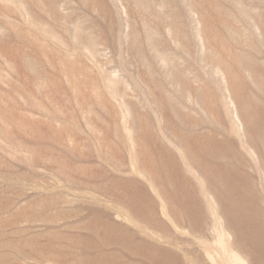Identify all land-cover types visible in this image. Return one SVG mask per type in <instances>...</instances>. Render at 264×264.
<instances>
[{"label":"rangeland","instance_id":"1","mask_svg":"<svg viewBox=\"0 0 264 264\" xmlns=\"http://www.w3.org/2000/svg\"><path fill=\"white\" fill-rule=\"evenodd\" d=\"M263 176L264 0H0V264H250Z\"/></svg>","mask_w":264,"mask_h":264},{"label":"bare ground","instance_id":"2","mask_svg":"<svg viewBox=\"0 0 264 264\" xmlns=\"http://www.w3.org/2000/svg\"><path fill=\"white\" fill-rule=\"evenodd\" d=\"M251 98V97H250ZM251 104V103H250ZM243 105V104H242ZM251 109V108H250ZM262 111V110H261ZM252 116V115H251ZM254 117V116H253ZM243 120V119H242ZM244 124V123H243ZM249 124V122H248ZM251 124V123H250ZM243 129V128H242ZM253 129V128H252ZM253 141V140H252ZM223 142V141H222ZM204 143V142H203ZM212 144V143H211ZM237 144V143H236ZM253 147V146H252ZM201 149V148H200ZM220 149V148H219ZM252 150V149H251ZM254 151V150H253ZM252 151V152H253ZM231 153V152H230ZM255 154V153H254ZM201 155V154H200ZM222 158V157H221ZM227 158V157H225ZM224 158V160H225ZM219 159V158H218ZM228 159V158H227ZM214 160V159H213ZM230 164V163H229ZM233 166V165H232ZM261 166V165H260ZM204 170V169H203ZM244 172V171H243ZM212 174V173H211ZM213 175V174H212ZM203 177V176H202ZM215 177V175H214ZM264 177V176H263ZM213 178V177H212ZM217 178V177H216ZM207 180V179H206ZM217 180V179H216ZM208 181V180H207ZM236 181V180H235ZM209 182V181H208ZM221 182V181H219ZM220 184V183H219ZM221 186V185H220ZM237 187V186H236ZM224 188V185H223ZM178 189V188H177ZM222 189V186H221ZM242 189V188H241ZM228 192L229 190H224ZM243 191V190H242ZM205 195V194H204ZM254 196V195H253ZM231 197V196H230ZM183 198V197H182ZM233 199V198H232ZM256 201V200H255ZM234 202V201H232ZM241 199L237 200L236 203H226L225 214L227 215V219L229 220V224L236 227V230L240 231L243 238L244 246L247 249H251L253 251V256L249 259L250 264H264V225L261 221L256 220L255 218L243 219L242 218V208ZM253 202H251L252 204ZM236 204V205H235ZM245 207V206H244ZM257 207V206H256ZM222 208V207H221ZM247 211V210H246ZM194 214V213H193ZM247 214V213H246ZM200 214H197V218ZM196 218L195 215L189 217V219ZM262 219V218H261ZM199 220L195 219V222L192 223V227L199 228L198 225ZM228 223V222H226ZM106 228V227H105ZM109 229V228H108ZM106 233V231H104ZM108 232V231H107ZM104 233V234H105ZM235 234V233H234ZM203 235V234H202ZM127 234H121L115 236L113 238L120 246L126 249V254L130 259H133L132 255L138 252V249L141 250V247H145L143 251H141V261H137V263L130 261L128 264H184L181 256L173 251L172 249H167L162 246L154 245L148 241H142L139 239V243H136L133 238L128 237ZM106 237V236H105ZM236 237V236H235ZM112 239V238H111ZM184 241V240H183ZM101 245V244H100ZM102 246V245H101ZM239 246V245H238ZM207 248V247H206ZM205 248V249H206ZM241 248V247H240ZM195 249V248H194ZM104 250V249H103ZM207 250V249H206ZM210 251V249H208ZM243 250V249H242ZM204 251V250H203ZM244 251V250H243ZM200 254V253H199ZM202 255V252H201ZM185 261L187 264H194V258L191 257L190 250H186L183 254ZM204 257V256H203ZM206 258V257H205ZM229 259V258H228ZM85 260V259H84ZM198 262V260L195 259ZM71 264V263H70ZM77 264V263H76ZM83 264H126L121 261L120 258L106 255L103 253H99L97 257L94 259L89 257ZM198 264H202L198 263Z\"/></svg>","mask_w":264,"mask_h":264}]
</instances>
